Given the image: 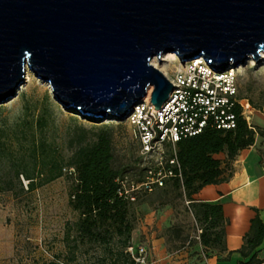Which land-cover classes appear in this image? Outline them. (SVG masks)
<instances>
[{"label": "water", "instance_id": "water-1", "mask_svg": "<svg viewBox=\"0 0 264 264\" xmlns=\"http://www.w3.org/2000/svg\"><path fill=\"white\" fill-rule=\"evenodd\" d=\"M169 52L217 73L258 63L264 0H0V103L28 68L63 107L126 120L150 88L155 110L168 99L173 84L151 60Z\"/></svg>", "mask_w": 264, "mask_h": 264}, {"label": "trees", "instance_id": "trees-1", "mask_svg": "<svg viewBox=\"0 0 264 264\" xmlns=\"http://www.w3.org/2000/svg\"><path fill=\"white\" fill-rule=\"evenodd\" d=\"M244 99L254 109L264 110V91L258 103L248 97L237 96L238 101ZM52 106L50 95L45 94L41 108L37 101H27L22 115L12 123L7 117L0 118V192H10L18 198L69 176L74 181L69 205L78 214V219L69 227L65 237L69 248L68 260L74 261L77 251L89 246L90 249H101L95 264H136L126 252L132 245L135 229L131 218L134 201L119 195L121 186L117 180L125 177L127 167L116 161L113 125L106 123L91 125L90 129L69 130L67 143L61 147L50 137L53 132L50 129ZM2 108L0 106V113ZM36 110L39 115L34 119ZM231 112L235 115V128L218 129L209 121L201 134L177 143L180 176L174 169L176 176L165 182V185L171 182L175 188L183 189L200 225L199 238L205 247L224 248L223 208L221 204L195 202L193 196L207 185L226 180L225 168L218 155L225 154L224 163L229 165L241 151L254 145L258 133L254 126H249L239 103H235ZM95 120L99 121L98 118ZM23 179L28 181L27 187ZM263 239L264 224L257 215L251 220L250 231L244 237L240 249L242 256L246 258L253 254ZM255 263L253 254L248 262L242 264Z\"/></svg>", "mask_w": 264, "mask_h": 264}, {"label": "rangeland", "instance_id": "rangeland-1", "mask_svg": "<svg viewBox=\"0 0 264 264\" xmlns=\"http://www.w3.org/2000/svg\"><path fill=\"white\" fill-rule=\"evenodd\" d=\"M261 59L257 63L250 58L238 67H233V64L229 66L235 72L238 95L248 97L254 103L260 101L264 91V54H261ZM159 60L162 62L159 63ZM179 62L178 56L169 63L163 57L151 60L152 65L156 63V68L160 70L161 66L164 69L160 71L170 81L177 73ZM45 94L50 95L53 101L50 121L53 132L50 137L57 144L65 147L69 130L90 129L91 125L106 123L113 125L115 157L118 164L127 167L125 177L128 185L142 182L148 158L141 153L139 142L134 137V128L126 120L108 117L97 122L95 118L83 115L74 108L63 107L54 98L51 85L40 80L28 68L25 82L19 87L16 96L0 103L3 106L0 118L7 117L12 123L22 115L23 105L27 101H37L41 108ZM244 104L246 107L249 104L245 114L251 112L248 115L250 123L258 132L255 142L263 149L264 110L254 109L249 101ZM38 115L39 111L36 110L34 119ZM171 152L170 149L166 150L167 157H170ZM221 161L227 177L233 170V164L226 165L224 160ZM73 186V179L64 176L18 198L10 192H0V264H95L101 249H90L89 246L81 247L74 261L68 260L69 248L65 237L69 227L78 219V214L69 205V194ZM135 196L136 200L131 207V218L135 225L132 245L145 249L147 264H191L184 261L186 255L189 258L207 255L208 250L201 245L199 238L200 225L193 216L190 204H187L188 198L182 188L177 189L168 182L161 188H154L152 192L136 191Z\"/></svg>", "mask_w": 264, "mask_h": 264}, {"label": "built area", "instance_id": "built-area-1", "mask_svg": "<svg viewBox=\"0 0 264 264\" xmlns=\"http://www.w3.org/2000/svg\"><path fill=\"white\" fill-rule=\"evenodd\" d=\"M231 69V70H229ZM235 72L228 68L214 71L203 57L179 62V68L172 79L173 91L159 110L151 103L149 96L138 102L126 121L134 128V137L140 145L141 153L148 158L145 178L137 185H128L127 178L118 179L121 188L119 195L131 201L136 200V191L152 192L161 188L166 180L180 176V164L176 157V145L179 141L201 134L209 121L218 128H235V115L231 108L239 103L243 108L250 127L249 114L244 106L248 100H237L238 88L235 84ZM170 149L172 157H167ZM25 187L28 181L23 179ZM187 204H190L188 201ZM127 253L136 264H147L146 251L142 247L131 245Z\"/></svg>", "mask_w": 264, "mask_h": 264}, {"label": "crops", "instance_id": "crops-1", "mask_svg": "<svg viewBox=\"0 0 264 264\" xmlns=\"http://www.w3.org/2000/svg\"><path fill=\"white\" fill-rule=\"evenodd\" d=\"M254 111H252L253 115ZM250 125L253 124L250 123ZM263 149L256 141L253 146L241 151L232 162L233 170L225 181L207 185L193 196L195 202L222 205L225 218L224 248L206 247L208 256L200 254L189 258L186 255L185 262L191 264H242L248 262L255 254V264H264V239L249 257L245 258L240 253L244 237L250 231L251 220L258 215L264 224ZM220 155L222 157H218V159H226L225 154ZM200 233L199 229V235Z\"/></svg>", "mask_w": 264, "mask_h": 264}, {"label": "bare ground", "instance_id": "bare-ground-1", "mask_svg": "<svg viewBox=\"0 0 264 264\" xmlns=\"http://www.w3.org/2000/svg\"><path fill=\"white\" fill-rule=\"evenodd\" d=\"M163 58H164V61L165 62H173V61H175L176 59H177V55L175 54V53H167V54H164L163 56H162ZM155 60H153V62H154ZM156 62V61H155ZM154 64V63H153ZM155 66H156V63H155ZM154 66V67H155ZM158 66V65H157ZM160 67V70H164L161 66H159ZM151 89V88H150ZM149 94H150V90H149V92H148V95L147 96H149ZM109 118H115V119H117L118 117H115V116H109Z\"/></svg>", "mask_w": 264, "mask_h": 264}]
</instances>
